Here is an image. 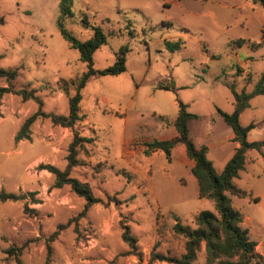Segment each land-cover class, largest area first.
<instances>
[{
	"label": "rangeland",
	"instance_id": "1",
	"mask_svg": "<svg viewBox=\"0 0 264 264\" xmlns=\"http://www.w3.org/2000/svg\"><path fill=\"white\" fill-rule=\"evenodd\" d=\"M60 2L0 0V69L20 67L14 90H37L42 111L67 116L76 94L72 82L88 68L61 34ZM71 8L64 24L77 39L93 38L94 26L108 37L94 54L95 69L113 66L128 46L126 71L89 81L82 91L83 120L73 129L40 118L31 139L20 142L17 133L40 106L14 93L0 96V192L36 193L0 202V264H170L152 261V254L156 245L155 252L166 256L185 253L186 239L173 230L177 219L195 228L200 212L216 210L213 201L200 198L184 147L167 156L148 152L146 144L177 135L183 102L198 116L190 122L191 138L209 147V160L222 173L238 143L218 109L233 113L229 86L251 93L264 74V7L250 0H72ZM166 41H180L182 49L170 52ZM173 83L176 91L159 88ZM0 87H8L5 79ZM241 123L256 125L250 141L264 140V95L251 100ZM75 131L95 139L71 171L102 201L88 209L70 186L53 188L55 176L40 169L67 168ZM234 185L247 195L229 197L264 256V149L247 152ZM61 225L66 227L51 241ZM126 228L138 240L136 251L123 238ZM13 248L22 250L8 259ZM196 264H207L204 245Z\"/></svg>",
	"mask_w": 264,
	"mask_h": 264
},
{
	"label": "trees",
	"instance_id": "2",
	"mask_svg": "<svg viewBox=\"0 0 264 264\" xmlns=\"http://www.w3.org/2000/svg\"><path fill=\"white\" fill-rule=\"evenodd\" d=\"M264 7V0H250ZM72 0H61V15L58 25L63 38L69 43L71 48L80 53V59L87 64V71L80 77L73 80L72 85H76V94L69 98V114L57 115L54 113H45L42 111L43 101L37 95V90L21 89L14 90L12 83L22 76L21 68L0 69V79H5L8 87H0V96L7 93H14L23 98L24 101L34 100L40 108L39 110L26 119L15 139L20 142L31 139V127L40 118L51 119L54 125L73 129L80 121L83 120L81 115L82 91L93 78L104 76H118L126 71L128 46L123 47L117 55L116 63L104 70H97L94 67V54L102 46L108 43V37L100 26H94V37L88 41H80L71 32L65 28L64 20L73 16ZM83 23L88 25L84 18ZM4 24V19L0 17V25ZM243 43V40L240 41ZM166 46L170 52H176L182 49V42L166 41ZM3 56L0 55V60ZM229 86V85H228ZM69 83L64 81L63 91L69 92ZM234 98L235 108L233 113L228 114L218 109L219 114L225 123L232 129L234 142L239 144L232 159L227 163L222 173H217L213 163L209 160V147H198L190 136V122L197 119L196 114L188 111V106L183 102H178L179 113L175 121L177 135L167 140H154L147 143L148 152H163L170 156L173 149L183 146L186 149L188 157L194 162L192 173L197 179L199 185L200 198H207L214 202L216 212L202 211L195 218L196 227L183 225L178 219L173 230L176 234L186 239L185 253L181 257L166 256L156 253L155 249L152 254V261L168 262L170 264H196L198 253L203 245L205 246V256L207 264H264V256L257 251L258 244L249 237V230L242 227L243 216L236 210L232 204L230 195L245 197L247 194L242 189L234 185V179L238 178L240 173L245 169L247 162V152L257 150L262 152L264 149V140L250 141L249 133L255 128L252 123L249 126H243L241 115L250 106V102L258 95H264V74L262 75L257 87L251 93L245 91L239 93L235 86H229ZM160 89L176 91L174 83L172 86H160ZM95 139L81 136L77 131L74 132L73 141L69 147L67 157L68 165L65 170H61L53 165H40L41 170H47L55 176L53 188L60 189L64 186H70L71 189L87 201L86 209L94 204L102 202L96 198L90 185L82 182L77 178L71 177L73 168L79 165L78 155L81 150L86 149L87 144L94 143ZM35 192L30 193H8L0 192V202L22 201L28 197H35ZM66 226L61 225L52 237L51 241L56 238L60 230ZM125 242L129 244L132 251L137 250L138 240L131 235L129 228L123 235ZM20 249H10L7 251L8 259L20 252ZM50 250V247H49ZM11 257V258H10Z\"/></svg>",
	"mask_w": 264,
	"mask_h": 264
},
{
	"label": "crops",
	"instance_id": "3",
	"mask_svg": "<svg viewBox=\"0 0 264 264\" xmlns=\"http://www.w3.org/2000/svg\"><path fill=\"white\" fill-rule=\"evenodd\" d=\"M249 140H250V138H249ZM197 146H198V145H197ZM236 146H237V147H239V145H238V144H237ZM181 147H183V146H181Z\"/></svg>",
	"mask_w": 264,
	"mask_h": 264
}]
</instances>
